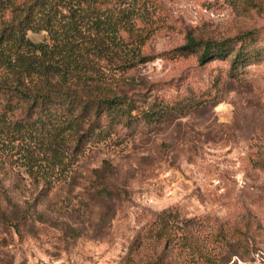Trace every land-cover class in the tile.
<instances>
[{
    "label": "rangeland",
    "instance_id": "obj_1",
    "mask_svg": "<svg viewBox=\"0 0 264 264\" xmlns=\"http://www.w3.org/2000/svg\"><path fill=\"white\" fill-rule=\"evenodd\" d=\"M253 1L150 0L154 29L129 45L142 43L154 58L124 74L101 62L109 87L138 100L133 114L152 102L175 108L162 120L138 117L85 146L75 138L71 163L54 171L34 129L10 142L0 136V264H154L162 245L143 236L165 210L196 220L200 236L248 225L251 247L237 264H264V0ZM244 30L256 38L237 47L255 57L234 77L233 55L200 63L198 52L178 49L188 37ZM27 36L48 39L44 31ZM12 104V121L32 118ZM164 262L182 263L176 249Z\"/></svg>",
    "mask_w": 264,
    "mask_h": 264
},
{
    "label": "trees",
    "instance_id": "obj_2",
    "mask_svg": "<svg viewBox=\"0 0 264 264\" xmlns=\"http://www.w3.org/2000/svg\"><path fill=\"white\" fill-rule=\"evenodd\" d=\"M245 1L255 6L253 0ZM154 10L150 0H0V136L10 142L34 129L44 138L41 142L54 171L66 169L75 147L107 139L115 126H129L138 117L149 124L173 111L152 102L133 114L138 100L109 87L100 68L101 62L109 61L110 70L124 74L125 68L154 58L141 52L142 43L129 45L133 37L144 41L149 36ZM29 31H44L48 39L34 43ZM255 38L254 30L216 40L188 37L178 49L182 54L198 52L200 63L233 55L234 77L238 67L255 57V51L237 43ZM13 101L22 103L29 119L35 118L12 121L18 107ZM180 110L178 106L176 111ZM199 226L196 220L170 210L157 214L143 236H152L162 245L153 263L164 264L172 249L178 251L181 264H237L249 252L248 225L220 224L216 233L205 236L193 231ZM143 237L139 234L133 245L138 248Z\"/></svg>",
    "mask_w": 264,
    "mask_h": 264
}]
</instances>
